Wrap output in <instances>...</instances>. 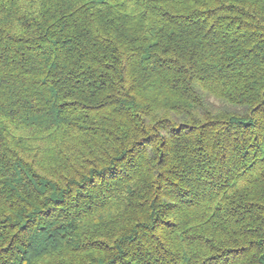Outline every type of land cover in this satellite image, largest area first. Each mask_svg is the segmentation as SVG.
<instances>
[{"label": "trees", "instance_id": "obj_1", "mask_svg": "<svg viewBox=\"0 0 264 264\" xmlns=\"http://www.w3.org/2000/svg\"><path fill=\"white\" fill-rule=\"evenodd\" d=\"M0 264H264V0H0Z\"/></svg>", "mask_w": 264, "mask_h": 264}]
</instances>
